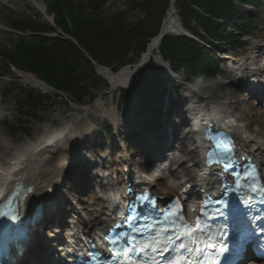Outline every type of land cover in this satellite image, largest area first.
Listing matches in <instances>:
<instances>
[{"label":"bare ground","instance_id":"1","mask_svg":"<svg viewBox=\"0 0 264 264\" xmlns=\"http://www.w3.org/2000/svg\"><path fill=\"white\" fill-rule=\"evenodd\" d=\"M28 1L44 21L49 25L53 24L52 18L46 14L43 7L36 3V0ZM178 14L177 8L176 10H170L168 12L162 30L164 35L178 36L188 33L178 20ZM0 30H4V27L1 25ZM163 39V37L154 39L150 43L147 52L143 54L140 61L133 66L124 68L117 73H114V71L110 69L98 68V74L109 82L112 90L116 89L117 91H122L125 89H134L141 83V79L153 61L156 60L160 64L164 63V59L158 56V53L163 49ZM262 53H264V45L253 43L252 45H248V55L246 57L237 56L226 59L227 69L232 73L235 72L238 79L239 76H241L242 79L249 78L252 73L256 72L257 77L253 79L259 81L253 80V82L261 81V83H263L261 85L260 83H256L249 86L252 90L256 91L252 93V96L255 95L256 98L258 96L256 94L261 92L259 89L263 88L261 86H264V61ZM16 74L23 79L22 83L24 85L37 88L45 94L50 93V88L44 83L39 82L35 77L24 75L19 72H16ZM188 92L192 95V99L194 100V103H192V110L193 108L195 112L201 110L203 113L200 117H204L205 114H208L213 124L228 126L233 136L238 140L242 151L254 157L263 167L264 172V124L257 114L252 113L254 108L252 104L248 105L239 116H236L238 112L236 107L238 101L234 102L232 94L225 93L224 95H219L216 91L206 93L203 90L194 89H189ZM243 102L249 104L246 99H244ZM248 110H250L249 113L247 112ZM262 110L260 114L264 115V108ZM84 112L89 118L99 117L110 120L114 125L117 135H119L123 128L122 111L118 108L111 109L103 101L100 103L96 102L93 106L84 108ZM4 115V110L0 108V117ZM138 121L139 118L136 121V125ZM92 122L90 123L91 125L79 121L62 127L55 125L46 127L41 129V133L35 141L15 148L13 159H10L8 164H0V200L4 198L9 191H15L19 186H25L34 189L33 193L29 194L24 201V208L26 212H29L27 213L29 215L38 207H42V212L45 213L47 211V213H49L51 212L50 208H60L65 205L68 199L66 194L68 190L66 179L69 178L72 171L77 169L78 165L83 166L85 164H92L94 159L93 155H97V152L93 150V146L91 145L95 136L94 122L93 124ZM252 126H254V129H252ZM178 138L181 146L180 149L170 157L172 168L170 169L171 177H169L168 180H175L174 185H183L185 184V177L183 174H186L187 177L193 179L194 184L198 187L204 184V180L206 179H204L205 175L203 172L197 170L201 164L199 160V145L194 138L185 133L182 134L178 132ZM118 145H120V141ZM3 146L9 148L11 144L5 141ZM178 151L180 157L177 155ZM141 155L140 157L148 160L149 164L152 155L151 149L146 150ZM109 162L112 170H115V172L113 171L111 174L112 176L116 175L120 189H123L126 185V176L132 178L139 176L140 180L145 178L148 182L147 185H150L156 180L157 176H155L154 179H149L150 176H154L153 171L149 172L151 168L150 164H147L148 167H146V169L141 170L135 168L133 166L134 159L122 150L115 158H112L110 155ZM188 162H192L193 167H185ZM192 168H196L194 175H192V172H194ZM181 169H183V171ZM147 176L149 177L147 178ZM97 178L100 179L99 176H97ZM162 180L164 179L159 178V180H157V184L154 185L155 191H160L158 187L163 184L160 183ZM172 191L176 192L175 190ZM103 192H107V189L105 188ZM161 192L162 195L172 196L171 191L167 189ZM105 197L109 202H106ZM96 198L97 194L92 195V199L95 200ZM118 203V193H104V197H99V201L93 212V217L95 218L94 230L96 232H99L104 226L109 225V218L112 210ZM51 213L52 215L54 214L53 210ZM66 214L67 212H65L62 217ZM67 215H70V217H68V222L66 224L72 226L69 233L82 232L83 234L91 235L92 229L81 217H76L75 211L72 210ZM54 221L63 222L62 219H54ZM49 237L50 236L47 235V238ZM20 263L21 261H19L18 264ZM22 264H31L30 257L25 259Z\"/></svg>","mask_w":264,"mask_h":264},{"label":"trees","instance_id":"2","mask_svg":"<svg viewBox=\"0 0 264 264\" xmlns=\"http://www.w3.org/2000/svg\"><path fill=\"white\" fill-rule=\"evenodd\" d=\"M171 1L148 0L143 6L146 8V20L136 27H129L123 12L100 17L106 0H89L85 3L49 0L46 3L47 11L54 15L55 25L73 37L79 49L60 38L20 36L10 48L0 51V60L8 73L11 67L31 73L67 95L69 103L79 106L93 103L99 98L94 92L108 89L109 85L99 78L97 70L81 50L100 66L114 71L136 64L147 52L150 43L161 35L172 6ZM177 7L185 27L195 36L209 42L213 53L188 38L169 37L162 55L177 71H184L192 78H211L217 70L218 51L215 44L229 45L231 40L235 42L232 32L244 34V29L235 27L239 24L238 19L243 17L242 13L235 7L234 0H179ZM86 10L90 11L89 14H85ZM222 20L231 22V33L223 31L219 23ZM10 24L22 33H54V30L33 17L13 20ZM160 71L158 66L153 65L146 72L143 80L145 88L153 79L160 77ZM19 90L17 105L21 118L15 123H7L6 127L13 132L26 131L25 134H28L30 132L24 127L28 124L25 119H38L37 112L48 97L32 90ZM6 92L10 93L11 90L6 89ZM56 97L62 98L59 95ZM157 109L154 108L152 113L158 115ZM153 123L158 125L155 120Z\"/></svg>","mask_w":264,"mask_h":264},{"label":"rangeland","instance_id":"3","mask_svg":"<svg viewBox=\"0 0 264 264\" xmlns=\"http://www.w3.org/2000/svg\"><path fill=\"white\" fill-rule=\"evenodd\" d=\"M49 0H36V3L41 6L45 7V4ZM75 2H87L89 0H74ZM174 0L171 1V5H173ZM148 0H106L105 5L103 6L102 11H100V17L104 18L110 15H115L117 13H125V23L129 27H136L141 22L146 20V8L143 7ZM243 0H235V6L238 8V10L242 13L241 18L238 19L239 24L235 25L237 28L244 29L245 36H241L239 34L234 33V41L231 40L228 45H222L218 44L215 45L217 47V50L220 52H225L224 55L218 56L219 62H218V68L216 73L214 74L211 79H208L206 77H190L184 72H179V78L182 80H187L194 90H203L204 92H210V91H216L219 95H224L225 93L232 94V98L235 101H238L237 103V109L238 112L241 113L243 110L250 104L254 107L252 110L253 114H257L258 117L261 119V121L264 124V115L260 114L261 106H255L253 101H249V104L244 103L243 100L245 99V91L243 87L239 88L234 81V78L232 77V74L227 69L225 59L231 58V57H237L242 56L246 57L248 55V45H252L253 43H258L261 45H264V12L256 11L254 9H251L247 6H244ZM258 7H264V0L261 1V4L257 5ZM171 10V9H170ZM89 10L85 11V14H89ZM36 16L40 20L43 18L36 13L34 8L32 7V4L28 0H0V25L4 27L6 30L10 31H4L0 30V50H3L4 48H10L13 41L16 40L18 37V34L15 33L9 24L10 20L15 19H26L28 17ZM180 13L178 14V20L181 22ZM55 19V18H54ZM225 26L223 31H227V26L230 24V21H225ZM243 22V23H241ZM60 30V29H59ZM61 31V30H60ZM231 33V32H229ZM233 34V33H232ZM264 53H262V56ZM241 58V57H240ZM93 65V64H92ZM156 66L158 64L156 63ZM159 67V66H158ZM97 78V77H96ZM99 78H102L99 75ZM103 80H106L105 78H102ZM22 78H20L15 72L13 73H7V71L4 69L2 62H0V108L4 110L5 115L0 117V164H8L9 160L13 159L14 157V149L17 147H21L27 143H30L32 141H35L38 137V135L41 133V129H44L46 127L50 126H67L72 123L77 122H83L84 124L91 125L92 122L94 126V133L95 136L93 138V141L91 145L93 146V150L97 152V155H93V163L103 164L105 167L99 166L98 170L89 169L91 164H85V165H78L77 169L72 171V173L69 175V178L66 179L68 190L66 191L67 194V202L65 203L63 208H67L69 212L72 210L75 211L76 217H81L84 222L90 226L94 225L93 223V215L92 210L94 209V204H97V200H92L91 195L93 189L91 190L93 186L96 187L97 184V178L95 176L96 172L100 173V176H105L104 171L106 170V167H109V156H113L119 151L118 143L119 141H123V134H127V126L129 127L132 125L130 121L134 120V114L137 113L139 105H137L138 97L134 94L127 93L126 98L124 102H121L123 98L124 91H117L112 89H106L102 88L101 91H95L94 95L99 97L97 98L94 103H89L87 106H93L96 102H105L108 107L111 109H115L120 107L122 105V114H123V125L126 127L123 129V133H120L117 135L116 133H112L110 135L107 134L108 126L106 118H99V117H91L85 115L84 109L80 107L72 106L67 101H64L62 99H58L57 97H54L51 94L47 95L43 93L41 90L37 88H33L29 85H24L22 83ZM98 82V78H97ZM93 84V82H92ZM184 86V85H183ZM182 85L177 86V88L180 90V94L177 95L174 91L170 97V95L161 101V104H167V103H178L179 105H186L185 111H187V92L185 91V86ZM6 88H10L11 92L8 94L6 93ZM19 88H23L26 90L34 89L41 95H47L48 98H46V103L43 107H41L37 112L38 119H25L27 125H24L26 129L30 133L28 135H25L26 131H17L13 132L6 127V123H15L18 119L21 118L18 115V106H17V98L19 96ZM173 89V88H172ZM108 91V92H107ZM42 92V93H41ZM156 92H158L156 90ZM171 94V93H170ZM158 97V95H157ZM248 100V99H247ZM189 102V101H188ZM172 104V105H175ZM190 105V104H189ZM149 108H154V104L151 103ZM189 109V107H188ZM183 112V113H184ZM248 113L250 110L247 111ZM182 113V115H183ZM238 113V115H240ZM173 116V117H172ZM171 117H166V122H175L176 126L177 123L180 124L179 126H182L184 123L178 121L176 118L179 116L178 112L175 111L172 114ZM40 118V119H39ZM129 118V119H128ZM83 119V120H81ZM143 118H139V121L136 124L133 123L134 129L138 127V131H142L144 128L143 126L140 127V124L142 123ZM173 124V123H171ZM21 125V124H20ZM140 127V128H139ZM254 129V126H252ZM127 129V130H126ZM133 129V130H134ZM165 130V127L164 129ZM187 131V130H186ZM160 137L155 134L154 140L159 139ZM5 141L10 142L11 146L8 148L4 145ZM140 142V140H139ZM138 143H131L132 146H135L139 148L138 152L132 156V158L135 160L137 164L143 163V158L141 154L147 147V143H142V140L140 144L142 146H138ZM173 146H177L176 142L173 143ZM109 155V156H108ZM95 161V162H94ZM95 163V164H96ZM193 163H187L186 167L191 166ZM103 168V169H102ZM137 168V166H136ZM102 170V172H101ZM84 171V172H83ZM79 172L84 174V182L89 186L87 190H83V182L78 184L77 179L79 178ZM160 188H164V186H161ZM61 207V208H62ZM64 210V209H63ZM60 209L55 210L54 213V219H58L59 216L62 215V211ZM70 215H68L69 217ZM67 215H65L64 218L65 221H63V224L68 220ZM66 224V223H65ZM44 233V232H43ZM40 239V238H39ZM28 257L31 258V264H44L43 257L40 255H28ZM36 261H33V260Z\"/></svg>","mask_w":264,"mask_h":264},{"label":"snow or ice","instance_id":"4","mask_svg":"<svg viewBox=\"0 0 264 264\" xmlns=\"http://www.w3.org/2000/svg\"><path fill=\"white\" fill-rule=\"evenodd\" d=\"M248 203L250 204L251 201L249 200ZM4 219L14 221L16 216L11 212L0 210V220ZM137 231L140 230L132 229V232ZM197 231L202 230L197 229ZM141 236L143 237L142 232ZM176 241L180 242L176 243ZM246 242V239H242L237 234L234 244L238 250L242 251ZM111 243L115 244L116 241ZM203 244L204 247H199L196 241L186 244L184 239L174 231L169 233L165 230L163 238L154 232L151 240L147 242L138 241L134 235L126 236L125 247L119 250V255L125 257L121 264H137V260L132 259L133 256L138 258L140 264H220V258L227 251L226 246L219 242L213 245L208 241H204ZM111 251L115 257L117 249L113 248Z\"/></svg>","mask_w":264,"mask_h":264},{"label":"water","instance_id":"5","mask_svg":"<svg viewBox=\"0 0 264 264\" xmlns=\"http://www.w3.org/2000/svg\"><path fill=\"white\" fill-rule=\"evenodd\" d=\"M53 28L55 29L54 26H53ZM63 35H64V34H63ZM165 36H166V35H164L163 37H165ZM64 39H65V40H68V41H70V42H72L75 46H77V47L79 48V46L77 45V43L75 42V40H73V38L64 35ZM82 52L85 54L84 51H82ZM85 55H86V57H87L88 59H90V60L93 62V60H92L87 54H85ZM93 64L95 65V67H97V68H101V67H99L95 62H93Z\"/></svg>","mask_w":264,"mask_h":264}]
</instances>
